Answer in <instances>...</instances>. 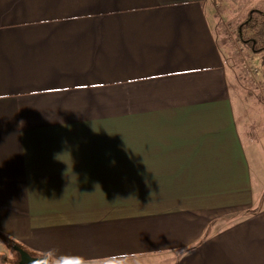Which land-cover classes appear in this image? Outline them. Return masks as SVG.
<instances>
[{"label":"crops","instance_id":"1","mask_svg":"<svg viewBox=\"0 0 264 264\" xmlns=\"http://www.w3.org/2000/svg\"><path fill=\"white\" fill-rule=\"evenodd\" d=\"M210 5L0 0V264H264Z\"/></svg>","mask_w":264,"mask_h":264},{"label":"rangeland","instance_id":"2","mask_svg":"<svg viewBox=\"0 0 264 264\" xmlns=\"http://www.w3.org/2000/svg\"><path fill=\"white\" fill-rule=\"evenodd\" d=\"M210 6L212 10L208 14L214 25L217 41L220 43V51L232 90L236 92L234 100L238 105V117L243 119L244 116H256L264 119V66L262 55L251 53L249 48L242 45L236 37L237 27L247 18L249 11L264 12V1L211 0ZM250 127L257 128L253 131L258 132L257 137L261 138L255 144V150L256 147L262 150L264 148V120L256 125L250 123L249 125H242V137L245 141L249 136ZM252 160L257 162L256 167L253 168L259 169V161L255 158ZM253 174L255 210L257 211L264 208V166L261 172L254 170ZM14 253L18 258V253L15 251ZM158 264H161V262H158Z\"/></svg>","mask_w":264,"mask_h":264},{"label":"trees","instance_id":"3","mask_svg":"<svg viewBox=\"0 0 264 264\" xmlns=\"http://www.w3.org/2000/svg\"><path fill=\"white\" fill-rule=\"evenodd\" d=\"M236 37L242 45L249 48L251 53L262 55L264 66V12L249 11L247 18L238 25ZM5 241L10 246L14 244L11 240L5 239Z\"/></svg>","mask_w":264,"mask_h":264},{"label":"water","instance_id":"4","mask_svg":"<svg viewBox=\"0 0 264 264\" xmlns=\"http://www.w3.org/2000/svg\"><path fill=\"white\" fill-rule=\"evenodd\" d=\"M12 249L19 255L18 264H48L47 257H33L27 251L16 244L12 245Z\"/></svg>","mask_w":264,"mask_h":264}]
</instances>
